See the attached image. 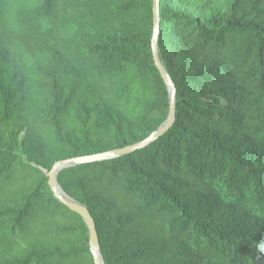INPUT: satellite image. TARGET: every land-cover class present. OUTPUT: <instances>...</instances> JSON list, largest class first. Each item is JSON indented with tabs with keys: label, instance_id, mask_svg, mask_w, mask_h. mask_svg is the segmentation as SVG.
<instances>
[{
	"label": "trees",
	"instance_id": "obj_1",
	"mask_svg": "<svg viewBox=\"0 0 264 264\" xmlns=\"http://www.w3.org/2000/svg\"><path fill=\"white\" fill-rule=\"evenodd\" d=\"M153 19V0H0V264H95L45 169L166 121ZM62 41L76 61L52 50ZM158 56L173 124L62 169L61 187L93 217L104 264H264V230L207 206L264 226V0H159Z\"/></svg>",
	"mask_w": 264,
	"mask_h": 264
},
{
	"label": "water",
	"instance_id": "obj_2",
	"mask_svg": "<svg viewBox=\"0 0 264 264\" xmlns=\"http://www.w3.org/2000/svg\"><path fill=\"white\" fill-rule=\"evenodd\" d=\"M153 14H154V27H153V37H152V54H153V60L156 68L158 69L165 85L167 86V89L169 91V113L166 121L153 133H151L148 137L145 139L137 142L134 145L126 146L123 148L114 149L107 153H101L97 155L92 156H86V157H77L73 159H67V160H61L57 162L50 171H46L48 177H49V185L54 191V195L56 198L60 200L65 206H67L69 209L77 212L80 214L87 227H88V233H89V240H90V248L91 252L94 257L95 264H104L100 246H99V239L98 234L96 231V226L93 217L91 216L89 210L86 208V206L82 205L80 202H78L76 199L68 195L63 188L61 187L59 181H58V174L59 172L71 165H78L85 161H92L99 158H111L115 156H119L122 154H125L127 152H130L136 148H140L144 146L145 144L153 141L156 139L159 135L163 134L174 122L175 120V101H176V91L175 86L172 83L171 78L169 77L166 69L162 65L159 56H158V34H159V0H153Z\"/></svg>",
	"mask_w": 264,
	"mask_h": 264
},
{
	"label": "rangeland",
	"instance_id": "obj_3",
	"mask_svg": "<svg viewBox=\"0 0 264 264\" xmlns=\"http://www.w3.org/2000/svg\"><path fill=\"white\" fill-rule=\"evenodd\" d=\"M52 50L61 57H67L72 61H76L75 52L67 41H62L58 46L53 47ZM108 110L109 108L105 107L102 111L103 115H109ZM225 141L228 147H231L234 150H241V144H239V141L235 137L228 136L225 138ZM46 171L47 170L45 169V172ZM207 203L209 204L207 206L213 208L219 217L225 219L231 225H235L240 233H248L258 227L261 228V231L264 230V226L252 224L251 218L247 213L243 212V210L238 206H235V204L223 203L216 207L212 199L207 201Z\"/></svg>",
	"mask_w": 264,
	"mask_h": 264
}]
</instances>
